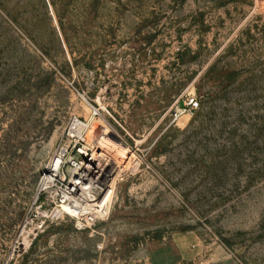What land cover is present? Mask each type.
Instances as JSON below:
<instances>
[{
    "label": "rangeland",
    "instance_id": "obj_1",
    "mask_svg": "<svg viewBox=\"0 0 264 264\" xmlns=\"http://www.w3.org/2000/svg\"><path fill=\"white\" fill-rule=\"evenodd\" d=\"M73 118L138 163L96 226L36 203ZM0 264H264V0H0Z\"/></svg>",
    "mask_w": 264,
    "mask_h": 264
},
{
    "label": "built area",
    "instance_id": "obj_2",
    "mask_svg": "<svg viewBox=\"0 0 264 264\" xmlns=\"http://www.w3.org/2000/svg\"><path fill=\"white\" fill-rule=\"evenodd\" d=\"M190 104L197 105L195 99H191ZM98 114L97 110L94 111V115ZM89 127L81 119H72L67 135L74 139L73 149L77 148L78 157H67L68 149L62 148L50 161L40 178L36 203L39 195L50 193L57 211L74 217L80 225L96 226L109 215L110 210L105 212L112 191L115 193L118 177L111 174L101 179L98 175L81 173V166L91 159L93 152V145L87 138ZM89 152V158L80 161V157L88 155ZM53 168H56L54 174ZM110 203L112 204V200Z\"/></svg>",
    "mask_w": 264,
    "mask_h": 264
},
{
    "label": "bare ground",
    "instance_id": "obj_3",
    "mask_svg": "<svg viewBox=\"0 0 264 264\" xmlns=\"http://www.w3.org/2000/svg\"><path fill=\"white\" fill-rule=\"evenodd\" d=\"M87 138L88 142L93 145V152L91 159L81 166V173L88 172L93 175H98L101 179H103L111 174L116 175L117 170H120L117 174L118 177L125 169L131 167L137 168L138 163H135L134 156L130 153V151L122 147L116 137L103 133L98 124H93L89 127ZM55 172L56 168H53L52 174ZM51 177L53 178V176ZM113 195L114 192L112 191L105 213L110 210V200L113 199ZM103 210H105V207ZM26 243L27 239L24 240L23 244Z\"/></svg>",
    "mask_w": 264,
    "mask_h": 264
}]
</instances>
